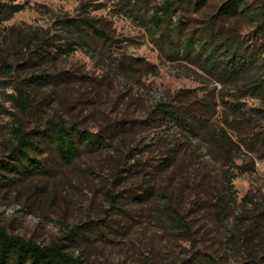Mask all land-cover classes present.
Returning <instances> with one entry per match:
<instances>
[{
	"label": "rangeland",
	"instance_id": "1",
	"mask_svg": "<svg viewBox=\"0 0 264 264\" xmlns=\"http://www.w3.org/2000/svg\"><path fill=\"white\" fill-rule=\"evenodd\" d=\"M161 2L0 0L19 8L10 20L0 23L2 60L11 67L0 76V163L11 162L6 141L14 125L12 115L27 131L59 118L91 134L120 123L125 130L107 149L81 155L69 167L58 165L41 147L33 156L46 166L44 171L28 167L27 173L16 174L0 169V228L40 247L73 231L77 235L73 243L66 242L68 252L84 264H186L194 255L206 256L215 264H260L264 160L257 147L252 154L244 149L242 143L252 136L246 124L229 132L239 145L240 157L234 162L237 169L227 195L233 214L227 229L247 239L244 251L229 250L224 229L206 212L221 173L214 161L207 157L201 161L203 147L196 142L185 145L167 170H157L177 146L179 135L152 112L158 104L178 105L179 94L187 108L197 102L216 104L210 120L214 127L223 126L226 114L219 104L226 101L245 108L257 120L251 122L256 132H264V99L222 86L184 61H169L156 49L146 20ZM222 2L208 0L199 13L188 11L179 17L190 27L199 26L211 21ZM248 3L256 6L260 0ZM62 16L99 20L110 44L67 49L62 40L52 39L61 35L56 19ZM224 28L237 33L245 47L258 49L260 39L246 21L236 17ZM34 35L48 39L51 46L44 59H36L14 39ZM138 61L154 66L155 73L139 67ZM36 76L42 85L30 81ZM19 85L31 93L26 115L17 114L10 100ZM118 172L124 178L120 185L113 182ZM107 192L119 196L113 207L106 200ZM163 196H169L188 222L189 242L160 217Z\"/></svg>",
	"mask_w": 264,
	"mask_h": 264
},
{
	"label": "trees",
	"instance_id": "2",
	"mask_svg": "<svg viewBox=\"0 0 264 264\" xmlns=\"http://www.w3.org/2000/svg\"><path fill=\"white\" fill-rule=\"evenodd\" d=\"M207 1L162 0L159 5L153 7L146 23L156 49L169 61H184L222 86L246 90L254 98L264 99V1L260 0L258 5L252 6L248 0H223L211 21L199 26L190 27L179 17V14L188 11L199 13L205 8ZM18 11L19 8L0 3V23L10 20ZM236 17L254 27L255 34L260 39L258 49L245 47L237 33L224 28L227 22ZM56 25L61 35L52 39L62 40V45L69 50L73 46L86 47L89 43L101 47H108L110 44V38L99 20L62 16L56 19ZM14 39L39 60L44 59V52L51 47L47 43L48 39L38 35ZM1 52L0 46V76L4 77L10 72L11 67L4 63ZM138 65L149 73L154 74L156 71L154 66L144 61H138ZM125 68L130 69V66L127 64ZM40 80L41 77L37 76L30 79L34 84L42 85L43 82ZM14 93L15 96H11L10 100L17 107L15 108L17 114L26 115L30 109V91L19 85L14 88ZM176 98L178 105L166 107L165 104H158L152 112L157 115L161 124L179 135L177 146L170 151L168 158L159 164L157 170L159 172L167 170L183 146L196 142L200 149L203 147L205 152L201 156V161H204L205 157L214 161L219 165L221 173L216 196L209 203L206 212L224 229L229 250L237 254L246 249L247 239L241 235L237 237L233 231L227 229V223L233 217L231 200L227 195L234 178L232 172L237 169L234 162L240 157L239 145L229 132L235 131L239 124H246L252 136L242 145L249 154L255 153L256 147L260 149L263 160L264 132H256V126L251 123L257 121L256 118H251L249 112L237 104L221 101L219 105L226 117L222 122L223 126L214 127L210 120L216 110V104L197 102L193 107L187 108L182 104L180 94ZM252 112L258 113L259 110ZM12 117L14 125L6 141V150L11 162L6 166L0 163V169H9L16 174L19 171L27 173L28 167L44 171L46 166L41 165L33 156L41 147H44L49 155L54 156L58 165L69 167L81 155L107 149L117 135L125 132L123 124L120 123L103 132L91 134L86 130L81 131L76 125L67 126L61 118L45 121L43 125L27 131L16 115ZM119 174L120 172L114 176L113 182L116 185H120L124 180ZM147 195L150 197L152 194L148 191ZM105 197L113 207L119 196L107 192ZM161 200L158 209L160 217L170 230L184 236L186 242H189L190 229L185 217L169 196H163ZM237 233L240 234L239 231ZM76 235L73 231H67L62 239L40 247L19 237L10 236L0 228V264H84L80 257L68 252L69 245L66 242L73 243ZM249 262L255 264L254 261ZM259 262L264 264V253ZM186 264L215 263L206 256L194 255Z\"/></svg>",
	"mask_w": 264,
	"mask_h": 264
}]
</instances>
